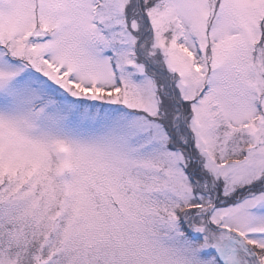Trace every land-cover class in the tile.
I'll return each instance as SVG.
<instances>
[{
    "label": "snow or ice",
    "instance_id": "6c2138e0",
    "mask_svg": "<svg viewBox=\"0 0 264 264\" xmlns=\"http://www.w3.org/2000/svg\"><path fill=\"white\" fill-rule=\"evenodd\" d=\"M0 264H264V0H0Z\"/></svg>",
    "mask_w": 264,
    "mask_h": 264
}]
</instances>
